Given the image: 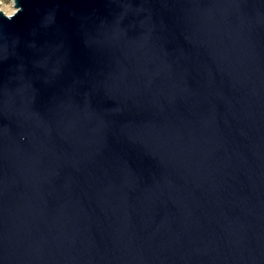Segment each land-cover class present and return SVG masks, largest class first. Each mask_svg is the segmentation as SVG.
Here are the masks:
<instances>
[{"label": "water", "instance_id": "obj_1", "mask_svg": "<svg viewBox=\"0 0 264 264\" xmlns=\"http://www.w3.org/2000/svg\"><path fill=\"white\" fill-rule=\"evenodd\" d=\"M12 4L0 264H264V0Z\"/></svg>", "mask_w": 264, "mask_h": 264}, {"label": "rangeland", "instance_id": "obj_2", "mask_svg": "<svg viewBox=\"0 0 264 264\" xmlns=\"http://www.w3.org/2000/svg\"><path fill=\"white\" fill-rule=\"evenodd\" d=\"M0 8L10 10L13 8L12 0H0Z\"/></svg>", "mask_w": 264, "mask_h": 264}, {"label": "snow or ice", "instance_id": "obj_3", "mask_svg": "<svg viewBox=\"0 0 264 264\" xmlns=\"http://www.w3.org/2000/svg\"><path fill=\"white\" fill-rule=\"evenodd\" d=\"M0 11L6 12L8 15H12L13 14V8L10 10H6L4 8H0Z\"/></svg>", "mask_w": 264, "mask_h": 264}, {"label": "clouds", "instance_id": "obj_4", "mask_svg": "<svg viewBox=\"0 0 264 264\" xmlns=\"http://www.w3.org/2000/svg\"><path fill=\"white\" fill-rule=\"evenodd\" d=\"M17 10H18V11H17V14H18L19 12L23 11V6L21 5L20 7L17 8ZM6 19H8V20L10 21V20L13 19V17H11V16H10V17H6Z\"/></svg>", "mask_w": 264, "mask_h": 264}]
</instances>
